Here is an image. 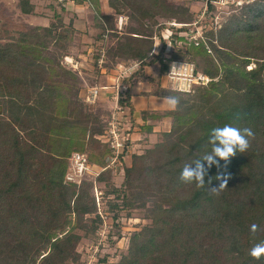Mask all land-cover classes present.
Returning a JSON list of instances; mask_svg holds the SVG:
<instances>
[{"label":"trees","instance_id":"trees-1","mask_svg":"<svg viewBox=\"0 0 264 264\" xmlns=\"http://www.w3.org/2000/svg\"><path fill=\"white\" fill-rule=\"evenodd\" d=\"M82 1L94 14L85 30L104 43L95 52L90 48L99 71L117 78L112 69L130 59L140 61L139 70L124 79L128 87L118 100L128 110L124 117L130 118L131 131L137 117L134 78L145 69L154 65L159 73L149 76L150 89L139 92L181 97L176 110L138 109L144 131H158L159 140L134 152L130 163L124 151L118 154L114 170H123L121 182L113 169L97 177L113 228L138 208L151 219L128 236L119 264H264V258L249 255L253 244L264 240V0L235 7L220 28L206 27L205 38H196L199 43L187 35L196 27L193 0H106L116 13L127 12L122 31L115 13L102 9L103 0ZM172 19L187 24L171 25ZM166 27L172 30L168 56L165 37L162 48L153 50L155 35L162 36ZM71 31L84 32L60 18L31 24L3 41L0 26V264H75L81 259L82 238L94 237L103 225L94 179L65 181L73 151L87 152L101 165L116 153L102 137L114 107L105 116L95 109L78 114L85 102L79 94L82 76L61 62L66 53L78 54L69 46ZM53 40L58 49L51 48ZM182 58L213 79L193 91L169 86L165 76L170 65ZM164 120L171 121L169 128L155 129ZM225 124L254 131L249 149L228 162L217 158L203 188L182 182L184 164L209 152L211 129ZM127 142L132 146L135 140ZM217 177H226L227 186L214 194L209 188L219 187L222 179ZM254 223L259 225L255 234L250 231ZM122 236L119 231L115 240Z\"/></svg>","mask_w":264,"mask_h":264},{"label":"rangeland","instance_id":"rangeland-1","mask_svg":"<svg viewBox=\"0 0 264 264\" xmlns=\"http://www.w3.org/2000/svg\"><path fill=\"white\" fill-rule=\"evenodd\" d=\"M102 1V9L106 12L115 13L116 21H118L119 14H123L127 16V22L125 24V28L129 21V16L127 12L116 13V10L112 6H108L105 2ZM175 2H181V0H172ZM187 2V0H184ZM189 3V2H187ZM193 13L197 14L198 11L203 6V0H195L192 3ZM93 7L86 1L82 0H29V2H24L23 0H0V26L2 29V40L6 41L9 39H14L18 35H20L24 30L29 28V25H48L53 21H59L60 18L63 19L66 23H69L71 20L76 29L84 30L83 34L80 36L79 33L70 32L69 46L72 51L77 52L78 54L66 53L73 55L78 62L77 66L72 65V63L64 62V54L61 58V62L67 68H75L76 71L82 76L83 86L80 88V97L84 95L85 89L87 86L94 84H103L110 83L113 84L116 82L115 74L114 76H109V74L104 73L103 71H99L98 66L95 65V61L91 58V50L93 49L95 52L101 46H104V43L96 38L90 32L85 30L89 24L93 22ZM196 16V15H195ZM229 15L226 16V18ZM162 18V17H160ZM228 21V18L226 19ZM225 21V22H226ZM224 22V23H225ZM166 35H168L166 33ZM161 37L157 36L158 47L162 44ZM155 39V41H156ZM159 41V42H158ZM110 42V41H109ZM109 42H105L109 44ZM62 43V42H60ZM60 44L55 40L51 42V48L58 49ZM60 51V50H59ZM89 51V52H88ZM166 56L171 54V50H166L164 53ZM182 60H189L184 59ZM191 61V60H189ZM253 64V63H252ZM154 66V65H153ZM151 66L149 69H145L140 78H134V94H139L142 97L138 99L139 95L136 99L137 105V113L135 122H134V131L132 133V138L135 140L134 145L128 147L126 151L127 161L130 163L132 159V154L134 152L142 153L146 147L152 146L159 137L157 132L148 134L145 129H143L144 120L142 119L141 114L138 109L143 105L142 100L147 99L150 103L147 104V107L151 109H159L164 110L167 109L168 106L163 103V98L165 96H159L154 94H144L139 92V90H147L152 86V80L149 79V76L157 75L159 72L158 67ZM111 72H117L115 69H112ZM154 77V76H153ZM220 75L215 77V79L219 78ZM171 77L167 73L165 76V81L171 86ZM176 81L172 77V82ZM128 86V84L126 83ZM109 89H102V93L99 101L89 106L85 102L82 103L81 107L78 109V114L84 116L87 111L90 113L92 109L94 111H101L103 116H105L106 111H108L111 107H114L115 102L112 97L109 96ZM145 96V97H144ZM139 101V103L137 102ZM141 105V106H140ZM149 105V106H148ZM112 109V108H111ZM128 111V110H127ZM157 125L155 129H163L169 128L171 121H157ZM112 168V167H111ZM114 179L117 183L121 182L123 179V170L117 171L114 170ZM98 184L101 186L102 182L98 180ZM107 198H105V207L107 206ZM104 205V204H103ZM126 222H122L119 226L110 228V232L104 233V245H98V230L95 232V236H84L78 245V250L81 251V259L80 262H75V264H119V260L121 256L127 252L128 248V236L132 231L139 229L142 227L144 223L151 220L146 218V214L144 209H134L132 211L131 217L125 218ZM110 221L112 222V217L110 214ZM119 231H122V237L115 240ZM101 258H105V262H100ZM73 264V263H72Z\"/></svg>","mask_w":264,"mask_h":264},{"label":"built area","instance_id":"built-area-1","mask_svg":"<svg viewBox=\"0 0 264 264\" xmlns=\"http://www.w3.org/2000/svg\"><path fill=\"white\" fill-rule=\"evenodd\" d=\"M250 0H204L203 9H201L195 16L193 22L195 28L192 26L189 30L188 38L196 39L201 36L205 38L206 27H212L218 29L226 21V16L229 15L237 6H241L244 2ZM118 29L120 31L125 29V24L127 22V16L119 14L118 16ZM201 21V23H199ZM171 25L175 26H184L185 22H178L176 19L169 21ZM166 33L168 35H166ZM158 34L155 35L156 37ZM161 36V35H160ZM163 36L167 38V41L171 39L172 30L170 27H166L163 31ZM162 41V37H161ZM177 41V40H175ZM159 42V41H158ZM200 40L196 39V43H199ZM163 46L162 44L158 47L157 39L153 50L158 52ZM171 40L168 41L166 50H170ZM73 55L66 54L64 56V62L72 63V65L77 66L78 62ZM104 57L99 58L100 64L103 63ZM136 61L140 65V61L137 59H130L129 62ZM127 64L118 65L115 69L117 71L116 82L113 84L103 83V84H94L87 86L84 93L85 103L93 104L98 102L102 93V89H109V93L115 102L114 110L112 116L108 122L107 127L105 128L102 137L104 139L110 140L111 146L115 149V154H110L106 157L107 165H101L99 163L93 162L89 159L88 153L75 150L69 157V166L65 174L66 182H76L81 183L86 176H90L94 179V191H95V200L98 207V212L100 213L103 219L102 227L98 228V242L97 244H102L104 240V233L109 232L110 228L113 226V223L110 221L111 212L105 207V196L104 191L101 186L98 184L97 177L100 173L106 169H112L117 164L118 154L122 151L126 154L130 143L127 142L129 138H132V122L130 118L124 117L128 114V111L123 109L118 100L120 97V91L126 89L128 86L124 82V79L121 78L122 69L125 68ZM168 74L171 77L170 82L173 88H177L183 91H193L198 85L209 82L213 79L212 76L201 71L196 66L195 62L182 59H174L168 70ZM172 77L174 80L172 82ZM120 85V87H119ZM129 117V116H128ZM112 167V168H111ZM104 204V205H103Z\"/></svg>","mask_w":264,"mask_h":264},{"label":"clouds","instance_id":"clouds-1","mask_svg":"<svg viewBox=\"0 0 264 264\" xmlns=\"http://www.w3.org/2000/svg\"><path fill=\"white\" fill-rule=\"evenodd\" d=\"M139 63L131 61L122 69L121 78L129 79L136 71L139 70ZM120 87V85H119ZM181 97L177 95H168L163 98L170 110H176L180 104ZM255 138L254 131L249 127H238L232 124H225L222 127L211 129L208 143L211 145V150L204 153L202 156L186 162L180 173V180L184 183H195L197 188H203L206 185L205 177L208 169L219 163L217 158L228 162L231 157H234L237 152H246L251 146V140ZM194 164V167H193ZM222 179L219 187L209 188L214 194H218L227 186L226 177H217ZM210 182V179H209ZM259 230V225L252 224L250 231L255 234ZM249 255L256 260L264 258V240H261L250 248Z\"/></svg>","mask_w":264,"mask_h":264},{"label":"crops","instance_id":"crops-1","mask_svg":"<svg viewBox=\"0 0 264 264\" xmlns=\"http://www.w3.org/2000/svg\"><path fill=\"white\" fill-rule=\"evenodd\" d=\"M193 1H195V0H193ZM181 2H184V0H181ZM139 94H133V97H132V99H133V101H134V103H135V105H136V100H138V99H140V97H142L141 95H139ZM137 96L139 97L138 99H136L137 98ZM145 97V96H144ZM138 103H139V101H137ZM142 103H143V105L141 106V107H139V109H141V108H146V106H147V104L148 103H150V101H148L147 99H144V100H142ZM149 106V105H148ZM136 107H137V105H136ZM138 108V107H137ZM148 108V107H147ZM150 108V107H149Z\"/></svg>","mask_w":264,"mask_h":264}]
</instances>
